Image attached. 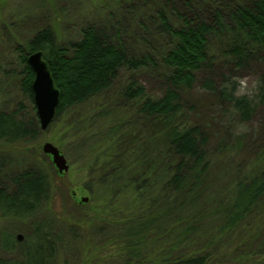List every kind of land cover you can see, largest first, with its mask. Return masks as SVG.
Returning a JSON list of instances; mask_svg holds the SVG:
<instances>
[{
  "label": "trees",
  "instance_id": "trees-1",
  "mask_svg": "<svg viewBox=\"0 0 264 264\" xmlns=\"http://www.w3.org/2000/svg\"><path fill=\"white\" fill-rule=\"evenodd\" d=\"M118 8L119 17L85 25L75 40L59 41L45 25L15 44L31 110L0 104V142L30 147L43 134L28 62L34 52L44 53L61 91L53 122L96 98L109 101L91 107L77 133L91 135L98 124L104 134L83 149L95 169L86 189L97 201L83 205L85 214L45 217V205L57 198L51 171H8L0 160V216L31 230L22 243L2 233L0 264H56L70 234L82 240L84 264H264V221L256 215L264 216V166L235 162L214 171L206 126L185 120L197 107L184 100L199 85L230 125L256 117L264 106V0H118ZM13 67L9 75L18 73ZM257 67L256 87L237 95L240 74ZM149 68L162 77L161 92L149 94L135 77L116 88L124 71Z\"/></svg>",
  "mask_w": 264,
  "mask_h": 264
},
{
  "label": "rangeland",
  "instance_id": "rangeland-1",
  "mask_svg": "<svg viewBox=\"0 0 264 264\" xmlns=\"http://www.w3.org/2000/svg\"><path fill=\"white\" fill-rule=\"evenodd\" d=\"M119 12L118 0H0V80H3L4 83L0 104L4 103V106L8 105L9 108H13L17 103L22 102L28 110H31L29 100L21 89L22 70L18 65L19 54L15 51L16 43H25V40L33 34V30L41 29L45 25H53L59 41L69 42L79 38L80 29L85 25L90 23L106 24L109 22L111 14L119 17L117 15ZM9 29L13 33H8ZM130 44L138 48L140 43L132 38ZM140 49H147L148 52L151 50L147 46L145 48L140 46ZM15 64L18 73H20L9 75L8 72L11 68L16 70L13 67ZM216 69L218 71L219 67ZM261 70V67H257L254 71L240 74L239 81H247L245 94L254 89L253 85L262 74ZM134 77L146 87L149 94H157L163 88L162 77L157 70L151 68L135 73L124 71L116 88L123 87L130 78ZM108 97L96 98L86 106L69 110L59 120L52 122L47 130L43 131L39 140L32 143L30 147L25 143L11 145L0 142V160L3 159L5 169L8 171L26 168L51 171L57 198L52 203L45 205L49 212L44 214L45 217L55 218L58 215L70 220L86 213V207L83 206L85 203L97 202L92 199V195L86 189L87 183L92 178L91 173L95 169L86 166L87 160L82 158V154L84 147L91 144L92 137H95L92 142H98L102 140L104 134L97 127L98 124L95 126L91 124V135H77V133L83 131L85 127L82 122L86 112L93 106L101 107L102 104L109 101ZM185 99L188 105L197 107V112L189 113L185 120L190 121L195 118L206 126L211 139L210 146L215 151L214 171L229 170L235 162L234 166L243 162L246 164V168L251 166L252 169L261 164L264 166V106L260 108L250 123L237 126L227 122V117L223 115V109H221L218 100L207 95L199 85H196L195 90L187 92L184 95ZM89 123H93L92 120ZM93 127L94 130H92ZM83 136L85 138H82ZM46 143L53 144L64 153L68 162L66 173H60L55 167L51 155L43 152V146ZM85 198L88 201H84ZM260 212L264 214V212ZM256 215L257 221H264V216ZM65 219L59 220L57 223L64 227V224H68V222H63ZM4 231H11L16 236H23L20 241L22 243L31 230L27 222L0 216V238ZM97 236V239L101 241L103 236L99 234ZM81 241L79 239L78 243L72 242V235H67L64 243L57 247L56 264H84L83 261L86 259L80 248ZM104 250L100 259L108 255L107 245L104 246ZM4 256L6 255L0 250V258ZM19 256V254H15L10 257L18 258Z\"/></svg>",
  "mask_w": 264,
  "mask_h": 264
},
{
  "label": "water",
  "instance_id": "water-1",
  "mask_svg": "<svg viewBox=\"0 0 264 264\" xmlns=\"http://www.w3.org/2000/svg\"><path fill=\"white\" fill-rule=\"evenodd\" d=\"M28 62L31 65L35 79L33 82L34 102L42 131L52 124L60 103L61 91L57 88L48 63L44 59V53L37 51L29 55ZM43 152L51 155L53 163L60 173L68 171V162L64 153L51 143L43 146ZM84 201H88L86 198ZM21 241L23 236L18 235Z\"/></svg>",
  "mask_w": 264,
  "mask_h": 264
},
{
  "label": "clouds",
  "instance_id": "clouds-1",
  "mask_svg": "<svg viewBox=\"0 0 264 264\" xmlns=\"http://www.w3.org/2000/svg\"><path fill=\"white\" fill-rule=\"evenodd\" d=\"M240 84H241V87L238 90L237 95H244L246 93V91H247V81L241 80ZM255 87H256V85L254 84L253 88H255Z\"/></svg>",
  "mask_w": 264,
  "mask_h": 264
}]
</instances>
